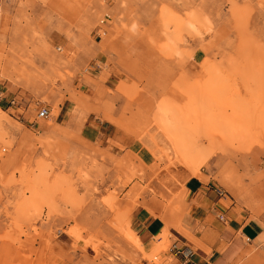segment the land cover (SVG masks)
Returning <instances> with one entry per match:
<instances>
[{
	"label": "rangeland",
	"instance_id": "obj_1",
	"mask_svg": "<svg viewBox=\"0 0 264 264\" xmlns=\"http://www.w3.org/2000/svg\"><path fill=\"white\" fill-rule=\"evenodd\" d=\"M202 174L264 219V0H0V264H178Z\"/></svg>",
	"mask_w": 264,
	"mask_h": 264
},
{
	"label": "crops",
	"instance_id": "obj_2",
	"mask_svg": "<svg viewBox=\"0 0 264 264\" xmlns=\"http://www.w3.org/2000/svg\"><path fill=\"white\" fill-rule=\"evenodd\" d=\"M227 192L241 200L232 185L229 184ZM227 199L212 181L190 176L183 184L182 212L151 215L146 209H138L132 219L135 234L141 244L150 249L165 228L163 218L166 217L172 246L188 256L184 264H241L249 246L264 250V219H243L235 205L226 203ZM255 212L258 215L259 210L255 209ZM179 229L186 230L191 236L184 235ZM204 246L210 251L207 252ZM174 260L179 263L183 259L179 255ZM248 264H256V261H248Z\"/></svg>",
	"mask_w": 264,
	"mask_h": 264
},
{
	"label": "built area",
	"instance_id": "obj_3",
	"mask_svg": "<svg viewBox=\"0 0 264 264\" xmlns=\"http://www.w3.org/2000/svg\"><path fill=\"white\" fill-rule=\"evenodd\" d=\"M11 104H14V100H11L10 102ZM37 118H41V119H49L50 117V113L47 109L45 108H40L36 114ZM171 254L174 256V257H177V256H181V258L183 259L182 261H180L178 264H184V260L188 257L187 255L184 254V252L178 248V247H175V246H172V249H171Z\"/></svg>",
	"mask_w": 264,
	"mask_h": 264
}]
</instances>
